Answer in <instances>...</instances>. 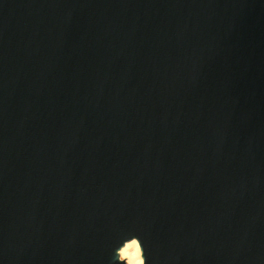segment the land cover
<instances>
[{"label": "water", "instance_id": "1", "mask_svg": "<svg viewBox=\"0 0 264 264\" xmlns=\"http://www.w3.org/2000/svg\"><path fill=\"white\" fill-rule=\"evenodd\" d=\"M264 264V0H0V264Z\"/></svg>", "mask_w": 264, "mask_h": 264}, {"label": "bare ground", "instance_id": "2", "mask_svg": "<svg viewBox=\"0 0 264 264\" xmlns=\"http://www.w3.org/2000/svg\"><path fill=\"white\" fill-rule=\"evenodd\" d=\"M120 256L127 260V262L135 263L143 261L142 252L139 242L136 238L127 240L119 249Z\"/></svg>", "mask_w": 264, "mask_h": 264}, {"label": "snow or ice", "instance_id": "3", "mask_svg": "<svg viewBox=\"0 0 264 264\" xmlns=\"http://www.w3.org/2000/svg\"><path fill=\"white\" fill-rule=\"evenodd\" d=\"M136 264H139V261H136ZM142 264H143V262H142Z\"/></svg>", "mask_w": 264, "mask_h": 264}, {"label": "clouds", "instance_id": "4", "mask_svg": "<svg viewBox=\"0 0 264 264\" xmlns=\"http://www.w3.org/2000/svg\"><path fill=\"white\" fill-rule=\"evenodd\" d=\"M140 264H142V261L140 262Z\"/></svg>", "mask_w": 264, "mask_h": 264}]
</instances>
